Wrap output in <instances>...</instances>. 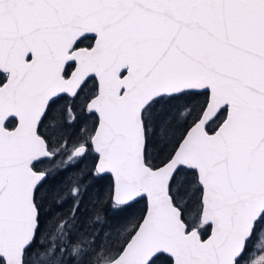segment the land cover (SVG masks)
I'll return each instance as SVG.
<instances>
[{"label": "snow or ice", "instance_id": "obj_1", "mask_svg": "<svg viewBox=\"0 0 264 264\" xmlns=\"http://www.w3.org/2000/svg\"><path fill=\"white\" fill-rule=\"evenodd\" d=\"M0 264H264V0H0Z\"/></svg>", "mask_w": 264, "mask_h": 264}, {"label": "trees", "instance_id": "obj_2", "mask_svg": "<svg viewBox=\"0 0 264 264\" xmlns=\"http://www.w3.org/2000/svg\"><path fill=\"white\" fill-rule=\"evenodd\" d=\"M68 171H69V172L72 171V168H69ZM85 179H86V178H85Z\"/></svg>", "mask_w": 264, "mask_h": 264}]
</instances>
